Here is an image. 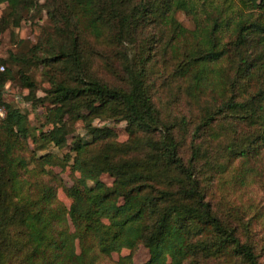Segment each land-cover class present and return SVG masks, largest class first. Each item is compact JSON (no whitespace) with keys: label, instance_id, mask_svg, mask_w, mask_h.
I'll return each instance as SVG.
<instances>
[{"label":"trees","instance_id":"trees-1","mask_svg":"<svg viewBox=\"0 0 264 264\" xmlns=\"http://www.w3.org/2000/svg\"><path fill=\"white\" fill-rule=\"evenodd\" d=\"M39 2L0 0V9L6 3L0 33L29 20ZM42 5L54 31L22 54L10 51L0 64L41 62L61 65L67 74L50 70L46 94L37 96L36 80L20 70L34 109L45 106L40 128L5 99L6 83L16 76L6 65L0 69V103L7 109L0 119V264H96L140 244L150 252L143 264H264L245 209L213 198L231 184L224 172L236 158L264 152V0ZM178 10L190 14L196 27L184 26ZM88 35L110 46V53L98 52L121 64L125 84L90 70ZM167 61L174 63L172 76L187 80L189 94L203 101L198 119L165 115L154 101L162 73L157 66ZM96 116L125 120L129 139L119 141L110 126L94 124ZM69 119H82L89 137L69 142ZM240 125L251 130L227 143L226 160L211 155L205 141ZM188 139L187 155L182 148ZM51 144L70 145L65 163L80 173L70 185L47 167L65 158L38 152ZM105 173L112 183L104 181ZM60 187L73 198L69 206L58 196Z\"/></svg>","mask_w":264,"mask_h":264},{"label":"rangeland","instance_id":"rangeland-1","mask_svg":"<svg viewBox=\"0 0 264 264\" xmlns=\"http://www.w3.org/2000/svg\"><path fill=\"white\" fill-rule=\"evenodd\" d=\"M46 1L40 0L39 5L29 15L31 17L29 20L21 21V24L14 29L7 27L5 31L0 33V58L9 57L10 51L22 54L40 38H43L45 35H51L54 31L53 24L48 18L44 5H42ZM5 7L6 3H3L0 9V17ZM176 16L184 26L188 28L196 27L193 17L183 10H178ZM46 36L44 37L45 39ZM99 44L102 43L99 42ZM99 44L91 35H88L85 40L84 52L88 54L90 70L107 82L112 84H125L124 74L120 70L121 64L109 63L104 55L98 52V49H100L105 50L106 53H110L108 51L110 46L102 44L105 46L103 47ZM173 64V61H167L163 64L160 62L157 66L158 71L162 73L157 76L156 84L153 87L154 101L165 115L170 116L176 113H188L191 115V118L198 119L202 110L200 104L203 101H199L198 98L195 101L189 94V83L187 80L172 76ZM4 65L6 67L8 66L16 76L15 79L6 83L5 99L20 107L23 111H27L31 124L41 128L45 122V106L40 103L37 104V109H34L32 99L26 96L29 89L21 82L20 70L28 72L36 80L37 96H44L46 94L45 88L50 85V70H55L59 76L66 75V71L62 69L61 65H54L50 68L41 62L35 63L34 61L27 60H19L18 62L9 60ZM45 101V104L49 103L48 99ZM93 123L96 125L110 126L116 134V139L119 141H126L130 137L129 131L127 130V122L123 119H110L104 116H96L93 119ZM69 125L72 129V132L68 136L69 142L77 135L83 138L89 137L82 119H69ZM48 126L46 124L43 128L47 129ZM250 130L248 126L240 125L238 126L237 132L229 131L218 137H211V140H206L205 144L210 147L211 155L214 153L222 154L219 158L221 161H225L227 158V143L233 139H240L241 136L249 133ZM30 145L31 147L34 146L32 140H30ZM182 149L187 155L189 154V139ZM45 150L56 151L61 157L65 158L62 162L60 160L56 164H47V167L59 173L64 185L72 184L80 173L71 168L70 162L65 163L67 156L63 154L70 150V145L60 148L51 144L44 150H38V152L41 153ZM56 160L58 161V159ZM249 167H253L254 169H249ZM243 172L244 178L239 176ZM224 173V177L228 178L231 184L224 185L217 195L213 194V198L216 203L230 201L236 206L245 209V218H250L252 221L250 234L252 233L257 250L262 253L261 259L264 263V152L257 155L252 154L248 158H244L243 156L236 158L232 165H230V168L225 169ZM102 178L108 183H112L114 180V177L108 173L103 174ZM58 196L68 206L73 202V198L66 193L64 187L59 188ZM74 228L75 226H72V229ZM239 231L244 237L247 235L241 227H239ZM127 255H131V258L127 259ZM149 256V248L144 244H140L134 249L124 247L121 250L113 251L110 255L103 256L104 258L96 264H121L122 260L123 262L126 260L134 264H143L148 260Z\"/></svg>","mask_w":264,"mask_h":264},{"label":"built area","instance_id":"built-area-1","mask_svg":"<svg viewBox=\"0 0 264 264\" xmlns=\"http://www.w3.org/2000/svg\"><path fill=\"white\" fill-rule=\"evenodd\" d=\"M4 68H5V65L0 64V69H4ZM6 114H7L6 106L0 103V119L4 118Z\"/></svg>","mask_w":264,"mask_h":264}]
</instances>
